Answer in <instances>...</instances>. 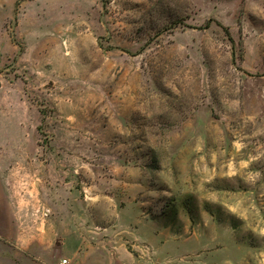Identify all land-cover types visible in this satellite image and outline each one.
I'll return each instance as SVG.
<instances>
[{
  "label": "rangeland",
  "instance_id": "374dc122",
  "mask_svg": "<svg viewBox=\"0 0 264 264\" xmlns=\"http://www.w3.org/2000/svg\"><path fill=\"white\" fill-rule=\"evenodd\" d=\"M6 177L0 264H264V0H0Z\"/></svg>",
  "mask_w": 264,
  "mask_h": 264
},
{
  "label": "crops",
  "instance_id": "0c3cea01",
  "mask_svg": "<svg viewBox=\"0 0 264 264\" xmlns=\"http://www.w3.org/2000/svg\"><path fill=\"white\" fill-rule=\"evenodd\" d=\"M10 179L0 178V229H2L1 234L6 236H12L17 244L16 247H19L21 250L30 251L38 255V258L46 256V243L52 244L55 240L53 234V229L48 230L47 225H50V220H47L48 215L42 213L39 216L42 220L37 222L36 228L39 230L37 233L32 232L34 230H22L21 225L19 224L20 212L18 210L17 194L13 192L12 184ZM11 184V185H10ZM39 189V188H38ZM41 211V210H39ZM44 212V211H43ZM47 217H45V216ZM12 219V224L9 223V219ZM14 219L16 220L15 222ZM16 223V224H15ZM23 225V222H22ZM69 237L67 241L65 240V245L67 244L68 252L64 256H67L70 260V264H115V251L109 247V254L107 260L102 255H96L95 247H91L85 240H78L76 238L77 231L69 230ZM73 234V235H72ZM71 244V246H70ZM65 245L63 247H65ZM73 245V246H72ZM85 250H82L81 246ZM81 254V255H80ZM113 256L114 258H110ZM45 261V258L43 259Z\"/></svg>",
  "mask_w": 264,
  "mask_h": 264
},
{
  "label": "built area",
  "instance_id": "2783aa9c",
  "mask_svg": "<svg viewBox=\"0 0 264 264\" xmlns=\"http://www.w3.org/2000/svg\"><path fill=\"white\" fill-rule=\"evenodd\" d=\"M69 259L68 258H62L61 260H59L58 264H69Z\"/></svg>",
  "mask_w": 264,
  "mask_h": 264
}]
</instances>
